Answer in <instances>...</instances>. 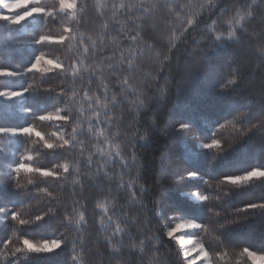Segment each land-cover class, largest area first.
I'll use <instances>...</instances> for the list:
<instances>
[{"label": "trees", "instance_id": "obj_1", "mask_svg": "<svg viewBox=\"0 0 264 264\" xmlns=\"http://www.w3.org/2000/svg\"><path fill=\"white\" fill-rule=\"evenodd\" d=\"M72 2L0 20V70L13 73L0 92L22 93L0 96V264H187L167 236L177 219L198 225L186 236L210 264H251L245 249L264 254V208L250 207L264 204V178L227 179L264 171V0ZM189 4L195 15L182 14ZM39 56L61 67L29 72ZM158 88L164 99L142 111ZM28 127L42 138L20 134ZM139 128L150 133L137 141L142 163L125 168ZM58 138L63 148H45ZM214 139L219 149L205 147ZM19 164L59 179L16 174ZM24 239L62 246L15 251Z\"/></svg>", "mask_w": 264, "mask_h": 264}, {"label": "snow or ice", "instance_id": "obj_2", "mask_svg": "<svg viewBox=\"0 0 264 264\" xmlns=\"http://www.w3.org/2000/svg\"><path fill=\"white\" fill-rule=\"evenodd\" d=\"M210 3H211V0H210ZM0 4H2L3 8L7 9L9 13H12L14 10H18V9L24 8V7H26L29 4H34L35 5L29 11H25L22 15H19V14L15 15V16H12V15H7V16L6 15H0V20H9L13 24H18V23L28 19L29 17L34 16V15H43V16H51L52 15V13L49 12L45 7L41 6V0H13V2H7V3L4 2V0H0ZM59 5H60L61 11H65V10L71 11V10H74L75 7H76L75 3H73L72 0H59ZM187 7H188V12L187 13H182V14L183 15H189V14L195 15L194 10H193V5L189 4ZM195 7H202V5L196 4ZM185 22L186 23H190V21H187V20ZM181 27H183V25H181ZM64 31L68 32L70 30L65 28ZM66 39H68V37H66V36H61L59 39H56V40H53V38L50 37V36H42L40 38L39 43L44 44L45 42H48V43L63 44ZM216 39L219 40L220 37L217 36ZM42 63L49 66L48 68L43 69L44 71H52L54 68L61 67V65H59L58 63H56V62H54L52 60H46L43 56H39V57L36 58L35 62L31 66V68L28 69V71L29 72L41 71L42 69L40 68V65ZM11 75H13V73L8 72V71L0 70V77L11 76ZM235 82H236V80L232 79V80H229L228 83L229 84H234ZM125 83H127V81H125ZM161 92H163V89H161ZM19 95H22V93H20V92H0V96H6V97H9V98L16 97V96H19ZM140 103L143 104V101H141ZM98 107H104V106L103 105H99ZM39 118L41 120H51V119H54V118L55 119H62V117H59V116H57V117L41 116ZM222 127H223V125H222ZM4 131L5 130L0 129V132H4ZM137 132H138V130H135L132 133V136H134ZM12 134H16V133L13 132ZM20 134L29 135V136L35 134L37 137H41V134L39 132H34V130L32 128H30V127L22 129L20 131ZM58 139H61V143L59 145H55V144L46 142L45 145H44L45 148H47L49 150L55 149L57 147L63 148L64 145L67 143V141H63L62 138H58ZM128 143H129V145H130V147L132 149V153H131V156H130L129 163L124 164V167L125 168H134V167L137 166V164H136L137 157H136V151H135V143H134L133 139H130L128 141ZM205 147H207L209 149H212V148L219 149L221 147V145H220V142L218 140L214 139L211 143L205 145ZM117 155H120V153H117ZM27 159H31V157H28ZM63 170L66 173L69 171L68 164H64L63 165ZM21 171L28 172V173L37 172V173H39V175L41 177H44V178L59 179V177L57 176V174L54 171L41 170L39 168H35L34 169L32 167L25 166L24 164H19L14 169V173H16V174L20 173ZM253 178H257V179L264 178V171L253 170V171H251L248 174L243 175V176L231 177V178L227 179V183L236 185V184H240L242 182H248V181L252 180ZM29 183H31V181H29ZM199 198L200 199H204V200H208L209 199V197H207V196H200ZM250 207L251 208H264V204L251 205ZM247 210L248 209H244L243 211H247ZM46 214H48V213H46ZM42 218L43 217H37L36 219H42ZM11 219L13 221H17L18 220L19 224H21V225L28 222L25 219L20 218L19 215L15 214V213L12 215ZM83 219H84V217L81 216V220H83ZM186 226L188 228H196L197 227V225H194V224H187ZM177 227H184V225H178ZM168 235L171 236L172 233L169 232ZM22 244H23V247H18V248H16L15 251H17V252L23 251V252H28V253H32V252H35V253L52 252V251H55V250H57L58 248H60L62 246V242L60 240H57V239L44 241V242L39 243V244L33 243L31 240L24 239ZM200 251L203 252V249H201ZM242 254L246 255V256H247V254H251L253 256H261V255H257L255 252L249 251L247 249H245Z\"/></svg>", "mask_w": 264, "mask_h": 264}, {"label": "rangeland", "instance_id": "obj_3", "mask_svg": "<svg viewBox=\"0 0 264 264\" xmlns=\"http://www.w3.org/2000/svg\"><path fill=\"white\" fill-rule=\"evenodd\" d=\"M4 2H6V3L7 2H13V0H4ZM30 5H34V4H29L24 8L14 10L9 15H12V16H15L17 14L22 15L25 11H29L32 8V7L30 8ZM0 9H3L6 12H8L7 9L3 8L2 4H0ZM48 67H49L48 65H45L43 63L40 65V68L42 70L46 69ZM4 92H7V91H4ZM4 97H6V96H4ZM6 98H9V97H6ZM185 195L189 196L194 201L200 200L198 194H196L194 192H186ZM187 224L197 225L194 221H191V220L177 219L173 223V226L167 230V236H169L168 235L169 232L172 233V235L169 237L174 238L175 241L179 244L187 264H210L205 251L203 250V252H201L200 250L202 248L195 242V240L193 238L186 236L187 232L195 229V228H188L186 226ZM178 225H184V227H177ZM257 255H259V254H257ZM261 256H264V254Z\"/></svg>", "mask_w": 264, "mask_h": 264}, {"label": "clouds", "instance_id": "obj_4", "mask_svg": "<svg viewBox=\"0 0 264 264\" xmlns=\"http://www.w3.org/2000/svg\"><path fill=\"white\" fill-rule=\"evenodd\" d=\"M237 82V81H236ZM235 82V83H236ZM234 83V84H235ZM164 95H165V92H161V90L158 88L156 90V94L153 95L150 100L144 104V107H143V110H146L149 106V103L153 100V99H157L159 101H162L164 99ZM149 125L153 128L156 127V118L155 116H152L149 118ZM188 125H180V128L181 129H184V128H187ZM159 134L161 137L163 138H166L167 135H168V132H167V125H164L163 127H161L159 129ZM150 138V133L147 129L145 128H139L138 129V132L132 136V139L134 140V143H135V149L137 147V141H140V142H146L148 141ZM136 157L139 159V161L142 163L141 161V158H140V155L136 152ZM208 197V196H207ZM247 257L248 259L251 261V264H264V256H253L251 254H247Z\"/></svg>", "mask_w": 264, "mask_h": 264}]
</instances>
